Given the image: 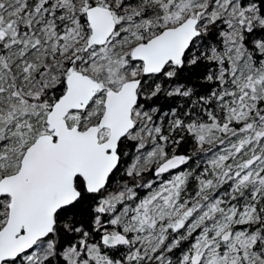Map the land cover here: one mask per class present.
Instances as JSON below:
<instances>
[{
  "label": "snow or ice",
  "instance_id": "1",
  "mask_svg": "<svg viewBox=\"0 0 264 264\" xmlns=\"http://www.w3.org/2000/svg\"><path fill=\"white\" fill-rule=\"evenodd\" d=\"M0 264H264V0H0Z\"/></svg>",
  "mask_w": 264,
  "mask_h": 264
}]
</instances>
